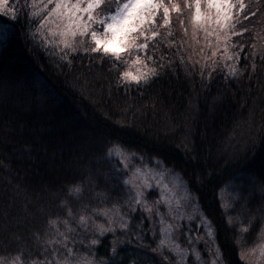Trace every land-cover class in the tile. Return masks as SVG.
I'll use <instances>...</instances> for the list:
<instances>
[{"label":"trees","instance_id":"obj_1","mask_svg":"<svg viewBox=\"0 0 264 264\" xmlns=\"http://www.w3.org/2000/svg\"><path fill=\"white\" fill-rule=\"evenodd\" d=\"M5 22L11 27L6 34L0 32V254L20 247L39 252L33 234L44 238L49 215L65 216L66 209L59 206L62 199L75 214L85 204L89 211L93 207L107 209L126 198L122 195L125 189L111 172L112 164L98 159L108 142L114 141L146 161L158 156L166 167L190 182L202 210L214 221L217 244L228 264H247L241 261L236 243L243 235L236 225H227L220 191L226 184H234L240 205L257 214L244 237L252 239L264 218L261 41H255L258 47L253 59H244L247 46L241 53L240 67L247 64V70L239 78L220 67L211 79L207 72L202 77L200 64L193 68L187 59L180 63L179 56L187 57L191 51L177 53L186 38L173 15L174 35H162L156 41L160 47L155 54L148 51V55L165 56V63L174 58L171 66L150 85L133 82L125 89L122 84L117 86L115 72L110 73L109 64L100 57L81 52L73 54L69 64L61 59L63 45L42 42L39 34L34 40L26 39L23 18L21 23L0 18V24ZM253 23L259 31L260 18ZM255 34L253 31V38ZM247 38L245 34L243 39ZM193 47L198 51V46ZM197 59L193 55V60ZM23 82L33 86L30 93L21 90ZM90 173L94 185L86 183ZM81 180L85 187L77 198L68 187ZM101 192L107 193L106 202L96 196ZM133 216L138 220L141 213ZM71 224L77 228L75 221ZM192 226L194 234H200L195 223ZM142 227H148L147 220ZM118 235L125 243L118 245L122 254L115 264H128L132 259L136 264H165L159 253L151 251L157 233L154 239L152 233L143 232L144 246L132 233ZM100 239L103 242L93 250L112 255V234Z\"/></svg>","mask_w":264,"mask_h":264},{"label":"snow or ice","instance_id":"obj_2","mask_svg":"<svg viewBox=\"0 0 264 264\" xmlns=\"http://www.w3.org/2000/svg\"><path fill=\"white\" fill-rule=\"evenodd\" d=\"M173 15L186 38L181 41L177 53L191 51L187 57L179 56L180 63L187 59L192 61L193 68L200 64L202 77L207 72L211 79L218 67L227 68L231 77L242 76L247 64L240 67L241 53L247 46L249 51L244 59H253L258 47L256 40L261 41L259 53L264 63V0H23V3L21 0H0V18L6 17L15 23H21L23 18L26 39L34 40L39 34L42 42L63 45L61 59L69 64L73 54L81 52L100 57L101 62L109 64V72H115L117 86L122 84L125 89L133 82L137 86H148L153 78L171 66L174 58H168L165 63V56L148 55V51L151 49L155 54L160 47L156 41L162 35L164 38L174 35ZM257 17L260 18L259 31L253 23ZM10 27L7 22L0 24V32L6 34ZM163 29L167 31L162 34ZM253 31L256 32L254 38ZM245 34L247 39H243ZM193 44L198 46V51ZM193 55L200 59L193 60ZM251 68L254 70L256 64L253 63ZM3 87L7 97L8 86ZM20 88L30 93L33 86L23 82ZM98 159L112 164L111 172L125 189L122 195L126 198L114 203L110 209L93 207L89 211L85 204L75 214L67 200H60L59 206L66 209L65 216L49 215L44 238L38 233L33 234L39 252L33 254L24 247L6 250L0 254V264H115V258L122 254L118 245L125 243L118 233H132L140 246H144L142 233L150 232L155 239L157 225L160 238L151 251L159 253L165 264H188L189 260L192 264H228L217 244L214 221L202 210L190 182L166 167L165 161L157 156L147 157L148 163H145L144 156L128 151L126 146L114 141L108 142L106 152ZM137 159L139 164L134 163ZM165 176L171 187L163 183ZM86 183L95 184L91 173ZM156 186L162 191L150 200ZM84 187L85 181H76L68 187V192L79 198ZM261 189L264 191V184ZM177 191L181 193L178 198L175 197ZM96 196L105 202L109 199L103 192ZM137 212L141 213L138 220L133 216ZM98 216H103V222ZM184 219L189 222L187 225L181 223ZM254 219L252 217L246 225L239 221L240 232H249ZM145 220L148 221L147 228L142 227ZM72 221L84 235L72 227ZM192 222L197 229L204 230L202 234H194ZM227 225L233 226V218H228ZM106 233L113 236L109 249L112 255H99L93 249L103 242L100 237ZM181 236L185 242L183 246L179 242ZM242 239L241 236L237 240V245ZM201 241L207 257L197 247ZM239 255L241 261L250 257L249 264H264V228L258 242L241 250ZM128 264L136 262L132 259Z\"/></svg>","mask_w":264,"mask_h":264},{"label":"rangeland","instance_id":"obj_3","mask_svg":"<svg viewBox=\"0 0 264 264\" xmlns=\"http://www.w3.org/2000/svg\"><path fill=\"white\" fill-rule=\"evenodd\" d=\"M134 163L139 164L140 161L137 159L136 161H134ZM145 163H148V161L145 160ZM149 167H153V165L149 164ZM163 183L168 184V186L171 187V184L169 183V178L167 176H165L163 178ZM235 187H234V184H232V183L226 184L222 188V190L220 191V202H221V205H222L223 210L225 212L226 219L228 220L229 217L233 218V225H236L237 230L240 232L241 223L239 221H242L243 224L246 225V224H248L249 220L252 217H254V216L258 217V216H257V214H255L253 212L247 211L243 205H240L239 197L237 195L236 189L234 190ZM161 191H162L161 187H159V186L154 187V191H153L154 193L152 195H155V197L151 196V197H149V199L150 200L155 199L157 197V194L160 193ZM179 195H181V193L179 191H177L175 193V197L178 198ZM243 202H245L244 198H243ZM173 206H175V198L173 199ZM107 209H110V208H107ZM161 211H164V209L162 208ZM237 218H238V220H237ZM98 219L101 222H103V220H104L103 216H98ZM253 221H256V219H254ZM259 221H260V226H259L258 232L252 239H247V238L244 239L245 233H241L243 235V239L241 240V243L238 245L239 253L241 250H247L254 243L258 242V236H259L262 228H264V218L260 219ZM181 223L187 225L189 222L187 221V219H184L181 221ZM194 223L195 222H192V224H194ZM203 231L204 230L202 228H200V231H199L200 234H202ZM156 233H157L158 240H159V238H160V236H159V225H157ZM80 234L84 235L83 231H81ZM179 242L182 244V246L184 245L185 242H184V239L182 236L179 239ZM197 247L202 251L203 255L205 257H207V251L205 250L204 242L203 241L199 242L197 244ZM83 251H84V249L81 247V252H83ZM165 252L168 253L167 250H165ZM173 259H174V256H173ZM250 259L251 258L249 257L244 262L249 264ZM188 264H192V261L189 260Z\"/></svg>","mask_w":264,"mask_h":264}]
</instances>
